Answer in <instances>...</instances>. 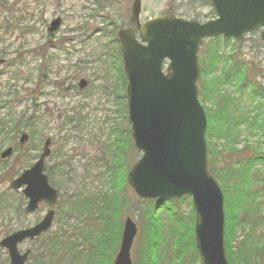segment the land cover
Segmentation results:
<instances>
[{
  "label": "rangeland",
  "instance_id": "rangeland-1",
  "mask_svg": "<svg viewBox=\"0 0 264 264\" xmlns=\"http://www.w3.org/2000/svg\"><path fill=\"white\" fill-rule=\"evenodd\" d=\"M133 1L0 0V60L4 62L0 65V121L10 117L17 118L14 114L25 113L31 116L36 110L38 117H42L34 139L25 128L17 136L0 139V154L9 147H14V154L5 161H0V241L25 226H33L49 210L46 205H42L36 214L25 215V204L19 200L21 192L10 188L11 182L37 161L43 144L39 143V138L50 137L53 140V153L46 162L47 167H57L60 164V168L63 162H70L72 166L69 165L65 170L78 171L76 182L68 184L67 178L58 175L59 170L53 169V176L58 182L53 186L61 195L62 189L66 188H79L87 196L109 190V182L93 179L96 178L93 176L95 174L83 178L85 168H92L87 166L93 163L90 160L106 155L110 135L113 138L112 128L118 124L116 72L108 59L106 61L103 57L106 66L98 59V55H104L105 49H110V42L115 41L109 36L117 35L120 29L132 28L137 34L136 25L131 21ZM140 1L141 24L163 15L200 23L216 17L212 0ZM7 7L14 11L11 12ZM12 18L17 19V23L19 18L23 20V31L17 29V23L14 24ZM56 18L62 19V27L50 34L48 26ZM7 22L14 25L15 31L3 32V24ZM261 33L262 30H258L248 34L240 42L224 41L221 38L207 39L199 50V100L205 111L213 113L212 120L208 121L206 141L217 152L226 144L220 142L223 136L235 138L234 148L237 150L252 148L257 144L264 150V130L261 129V126L264 127V96L261 94L264 89V42ZM82 79L89 82L84 91L79 90ZM256 88L258 94L254 93ZM67 112H81L83 119L78 124L79 127H68L69 124L65 125L66 129H62L61 123ZM10 130L11 126H8L6 132ZM24 132L31 139L20 149V138ZM65 136L69 139L66 145ZM134 151L131 168L142 157L141 152L137 149ZM218 155L215 154V159L219 164ZM237 155L228 153L227 150L223 154L225 158L232 157L233 162L237 161ZM220 157L222 156L219 155ZM93 166L97 169L99 163L96 162ZM223 166L220 164L218 168L222 169ZM127 188L132 202H129V208L121 219L124 222L126 218H130L138 229L131 250V261L132 264H138L141 254L145 264H149L145 259L149 243L146 242L148 231H145L147 222L144 212L149 207L146 202L151 200L138 198L129 184ZM174 202L184 221V227L178 229L188 232L187 226L191 227L192 213L195 216L192 198L184 197ZM59 204L64 209L65 200H60ZM55 210L56 218L52 229L40 240L26 242L21 248L31 249L33 255L36 254L35 257L46 256V264H100L95 262L99 253H102L103 259L107 258V262L115 261L121 245L115 244L106 250L100 244V248V232H96L98 225L94 229L87 223H78L75 218L69 221V227L63 228L68 230L65 234L70 237V251L59 246L50 250L47 247L49 240L52 237L60 239V228L66 223V213L59 211L58 205ZM155 216V223L161 225V246L153 252L157 264H202L200 255L199 258L193 257L187 248V255L184 251L181 254L188 257H179L176 246L178 237L172 231L177 227L172 218L161 209H157ZM193 228L195 241V220ZM186 242V237L183 236L182 244ZM53 250L59 253L52 255ZM0 264H9L7 251L2 248Z\"/></svg>",
  "mask_w": 264,
  "mask_h": 264
},
{
  "label": "water",
  "instance_id": "water-1",
  "mask_svg": "<svg viewBox=\"0 0 264 264\" xmlns=\"http://www.w3.org/2000/svg\"><path fill=\"white\" fill-rule=\"evenodd\" d=\"M217 19L200 24L164 15L140 23L142 3L134 0L131 28L120 29L118 38L128 79L127 103L135 148L141 159L128 174L135 194L145 200H178L190 196L196 211L195 240L203 264H229L225 252V199L218 182L208 170L207 116L198 99L200 78L198 52L203 40L223 36L241 41L244 35L264 28V0H212ZM62 19H55L49 32L57 31ZM264 42V31L261 35ZM168 61L166 71L164 63ZM3 61H0L2 64ZM88 81L79 83L81 91ZM29 136L23 135L24 145ZM52 140L47 139L34 166L11 183L29 200L27 214L42 203L55 206L59 191L53 188L45 161L51 156ZM13 148L2 153L7 159ZM55 211L30 229L4 238L0 246L7 249L11 264H25L30 251L19 252L25 240H34L53 224ZM138 229L130 218L124 221L120 251L115 264H132L131 250Z\"/></svg>",
  "mask_w": 264,
  "mask_h": 264
},
{
  "label": "trees",
  "instance_id": "trees-1",
  "mask_svg": "<svg viewBox=\"0 0 264 264\" xmlns=\"http://www.w3.org/2000/svg\"><path fill=\"white\" fill-rule=\"evenodd\" d=\"M7 8L10 10V7ZM10 11L13 12L14 9ZM12 20L15 22L14 24L17 23V19L12 18ZM22 21L19 18V22L17 23V29L20 31H23V28H21ZM13 27L14 25L9 22L4 23L3 32L15 31ZM116 37V35L109 36L111 40L114 39L115 43L110 42V49H105L106 53H104V55L99 53L98 59L104 64L108 59L110 66H113L116 72L118 81V94L116 95L118 124H115L112 128L113 138L110 135L109 144H107L106 147V155H104L106 158L101 156L97 160L91 159L90 161L93 163L87 166H91L92 168L86 167L83 176V178H87L90 174H95L93 176L96 178L93 179H101L109 182L110 187L109 190L101 192L98 195L92 194L89 196L86 195L87 193H83L79 188H71L70 190L69 188H66V190L62 189L63 194L60 196V200H65V206L64 209L60 204L58 206L59 211L62 210L66 213V223L60 228V239L52 237L51 240H49L47 247L50 250L59 246L66 249V251H70V249H68L70 248L68 247L70 237L65 234L68 230H63V228L69 227V221L73 218H75L78 223H87L88 226L94 229H97L98 225V229L96 230V232H100L98 243L99 246L100 244L104 245L103 247H105L106 250L112 247V245L115 246V244H120L121 242L123 226L121 217L127 212L126 209L129 208V202H132L128 194L129 187L127 188V186L128 173L131 169V162L133 161L135 149L131 138V129L128 119V106L126 100L127 78L123 68L121 47ZM103 57L106 61L103 60ZM257 91L258 89L256 88L254 93L258 94ZM261 94L264 96L262 91ZM206 114L210 122L213 113L210 114L207 110ZM80 115L81 112H72V114L67 112L61 123L62 129H66L67 126L65 127V125L69 124L68 127H79L78 124H81V119H83ZM14 116L17 118L10 117V119H2L0 121V139H5L9 136H17L23 132L24 128L29 130L32 139H34L35 133H37L36 131L42 122V117H38L37 110L35 114L33 113L31 116L25 113L21 115L14 114ZM236 121L237 123H241L238 120ZM256 123L257 122H254V124ZM8 126H11V130L6 132ZM261 129L264 130V127L261 126ZM9 139L14 140V138ZM42 139L43 138H39V143H41ZM221 141L226 144L223 145V148L218 152L212 148L213 145L208 141V168L214 178L221 184L225 196V249L227 260L229 264H264V150L258 144L252 148L237 150L234 148V146H236L235 138H229V136H223L220 139V142ZM68 142L69 139L65 136L64 144L66 145ZM224 149L227 150L228 153L238 154L237 161L233 162L231 160L232 157L225 158L223 156ZM247 149L251 151L246 152ZM214 153L216 156L218 154L222 156L219 158L218 155V159H220L219 164L215 159ZM62 156L66 159L65 154ZM109 156L110 159H107ZM96 162L99 163L97 169L93 166ZM220 164L224 165L222 169L218 168ZM69 165L72 166L70 162L69 164L63 162L60 168V164H57V167H48L47 174L50 182L55 185L58 184L53 176V169L59 170L58 175H61L63 178L66 177V182H68V184L76 182V173H78V171L77 169L70 171L65 170ZM146 203L149 204V207L144 212V217L147 222L145 223V231H148L146 242L149 243L147 249L149 251L145 258L146 261L149 264H157L153 252L158 250L161 246V225L155 223L157 219L155 216L157 209H161V211L170 216L177 227L172 231L173 234L178 237L176 246L179 251V257L182 258L187 255L185 252V248H187L193 257L199 258V253L194 241V213H192L191 216V227L187 226L188 232H186V230L181 232L178 228L184 227V221L174 201L166 200L164 203L147 201ZM101 222H103V224ZM101 226L103 227L99 230ZM183 236H185L187 240L184 244H182ZM100 248H102V246H100ZM183 251L184 254L186 253L184 256L181 254ZM57 253L59 252L52 251V255H56ZM139 255L140 261L138 264H145L142 255ZM96 256V263L114 264L113 260L107 262L106 257V259H103L104 256L102 253ZM45 257L46 256H39L42 264H46Z\"/></svg>",
  "mask_w": 264,
  "mask_h": 264
},
{
  "label": "flooded vegetation",
  "instance_id": "flooded-vegetation-1",
  "mask_svg": "<svg viewBox=\"0 0 264 264\" xmlns=\"http://www.w3.org/2000/svg\"><path fill=\"white\" fill-rule=\"evenodd\" d=\"M25 188H26V185H24L23 187H22V190L20 191L21 192V194H22V198H23V202H24V204H25V208H24V213L26 212L25 211V209H26V206L28 205V203H29V201H28V199L25 197V195H24V193H23V191L25 190ZM40 209H41V206L39 207V210L37 211V212H39L40 211ZM36 212V213H37ZM36 213H34V214H36ZM34 214H32V215H34ZM25 215H27V214H25ZM40 221V220H39ZM38 221V222H39ZM38 222H36V223H38ZM35 223V224H36ZM34 224V225H35ZM28 227H31L30 225H28V226H25V227H23L22 229H26V228H28ZM26 242H30L29 240H27V241H25L24 243H26ZM23 243V244H24ZM23 244H21V245H23ZM21 245H20V251H21V253L23 254V253H25L28 249H26V250H24L23 248H21ZM36 255V254H35ZM35 255H33V252H32V250H31V252H30V255H29V259H28V261L26 262V264H42L41 263V260L39 259V256H38V258H36L35 257Z\"/></svg>",
  "mask_w": 264,
  "mask_h": 264
}]
</instances>
